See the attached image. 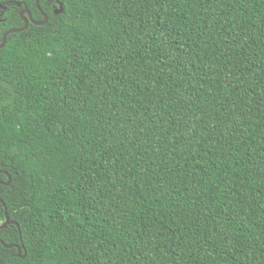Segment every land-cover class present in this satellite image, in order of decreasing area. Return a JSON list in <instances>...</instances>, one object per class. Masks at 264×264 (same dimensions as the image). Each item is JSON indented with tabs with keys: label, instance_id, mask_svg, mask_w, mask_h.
I'll return each mask as SVG.
<instances>
[{
	"label": "trees",
	"instance_id": "16d2710c",
	"mask_svg": "<svg viewBox=\"0 0 264 264\" xmlns=\"http://www.w3.org/2000/svg\"><path fill=\"white\" fill-rule=\"evenodd\" d=\"M35 1L0 0V264H264V0Z\"/></svg>",
	"mask_w": 264,
	"mask_h": 264
},
{
	"label": "water",
	"instance_id": "95a60500",
	"mask_svg": "<svg viewBox=\"0 0 264 264\" xmlns=\"http://www.w3.org/2000/svg\"><path fill=\"white\" fill-rule=\"evenodd\" d=\"M38 1H39V0H36L35 2H36V7L39 9V7H38V5H37ZM49 1L52 2L53 0H49ZM14 5L17 6V7H20V4H18V3H15ZM58 5H59V8H58V10L55 11V14H60V13H62V11H63L62 5H61V4H58ZM0 10L4 11L5 8H4L3 6L0 5ZM0 15H1V14H0ZM20 17L22 18V21H23V23L25 24L24 28H26V27H27V24H28V19H30V21H31L29 11H28L27 9H22V10L20 11ZM46 21H47V18L44 16V20H43L42 22H40V23L32 22V23H34L35 25H43ZM15 32H18V30H9V31H7L6 33H4V35H3V37H2V42H1V44H0V49L4 47L5 42H6V37H7L9 34H13V33H15ZM8 183H9V182H8ZM8 183H7V184H8ZM4 215H5V221H4V223L0 226V229H5L8 225L15 226V227L18 229V225H17L15 222L9 220L6 210H5V214H4ZM0 243L2 244L1 241H0ZM20 244H21V246H22L21 240H20ZM4 247H5L6 249H10V248H12L13 246H5V245H4ZM16 249H17L18 254H19V253H20V247H19V246H16Z\"/></svg>",
	"mask_w": 264,
	"mask_h": 264
}]
</instances>
